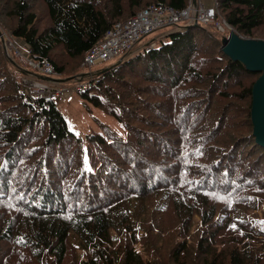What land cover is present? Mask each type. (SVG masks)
<instances>
[{
	"label": "trees",
	"instance_id": "obj_1",
	"mask_svg": "<svg viewBox=\"0 0 264 264\" xmlns=\"http://www.w3.org/2000/svg\"><path fill=\"white\" fill-rule=\"evenodd\" d=\"M187 3L14 0L9 29L63 74L117 21ZM216 8L240 36L264 40V0ZM223 36L180 25L85 73L84 106L125 131L93 116L85 136L56 102L25 92L29 69L9 66L0 39V264H162L165 253L168 263L196 253L203 264H264V147L251 116L260 73L232 60Z\"/></svg>",
	"mask_w": 264,
	"mask_h": 264
},
{
	"label": "built area",
	"instance_id": "obj_2",
	"mask_svg": "<svg viewBox=\"0 0 264 264\" xmlns=\"http://www.w3.org/2000/svg\"><path fill=\"white\" fill-rule=\"evenodd\" d=\"M217 15L216 0H188L187 6L183 8L150 4L132 17L117 21L109 28L102 39L86 52L81 65L90 68L114 57L121 59L134 50L145 36L164 27L175 26L176 29L180 25L199 23L207 27L214 26L223 35L228 30H234L226 19H219ZM180 22L182 23L179 24ZM154 45V42L150 41L145 47L150 49ZM17 55L20 57V63L30 72L42 73L48 77L58 75V71L48 60H36L29 52L17 53ZM21 85L25 90L29 88L34 96H40L47 102L53 101L58 104L65 94L63 88L53 87L49 82L29 78L26 75L22 78ZM84 86L85 84L82 83L79 90Z\"/></svg>",
	"mask_w": 264,
	"mask_h": 264
},
{
	"label": "rangeland",
	"instance_id": "obj_3",
	"mask_svg": "<svg viewBox=\"0 0 264 264\" xmlns=\"http://www.w3.org/2000/svg\"><path fill=\"white\" fill-rule=\"evenodd\" d=\"M14 4V0H0V39L3 40L5 53L7 57L12 61V64L9 63V66L11 65L12 68L18 69V71L21 68H26L24 65L20 63V57L17 55V53H28L27 47L22 40H18V38H14L10 29L9 24L11 22V18L8 16V12L12 8ZM180 22L179 24H181ZM210 27V26H209ZM173 29H175V26H169L164 27L159 30H156L147 36H145L136 46V48L128 54L131 55L135 53L137 50L143 49L147 43L150 41L159 43L162 39V36L171 32ZM230 31L228 30L224 35H229ZM120 57H114L109 61L94 65L90 68H83L81 63L77 61H72L70 59L67 60L66 65V71L63 74H59L56 76H53L55 78L54 80H47L46 78L48 76L42 74V73H36V72H28L26 74V77L39 79L45 82H49L53 84V87L57 88H63L65 89V94H63L62 98L58 101L60 110L64 113V115L67 117L71 127L74 129L76 133H78L81 136H85L86 133H89L93 128H97V122L93 118L95 116L96 119L101 120L102 122H105L109 124L114 130L118 132H125L123 125L119 123L113 116L108 115L107 113L93 110L92 113H90L88 107H85L82 98L78 93L79 87L82 86V83L85 82V73L95 72L99 69H102L106 66H109L117 61H119ZM25 76V74L20 75L19 79L20 82L22 78ZM52 77V76H51ZM69 80H65L68 79ZM60 79H64V81H59ZM85 84V83H83ZM24 89V88H23ZM25 90V89H24ZM26 93H30V89L25 90ZM263 203L260 204V206L257 208L256 212L261 213L264 211ZM198 218V217H197ZM196 218V219H197ZM167 224H171L174 222L173 218L167 217ZM138 249H143V246L141 243H138L136 245ZM196 249V247H193ZM144 250V249H143ZM145 252V251H144ZM146 253V252H145ZM196 253H193L190 257L185 259L184 264H203L201 259H194ZM147 257L150 259V255L146 254ZM166 253L162 255L161 261L162 264H178L177 262H167L166 259Z\"/></svg>",
	"mask_w": 264,
	"mask_h": 264
},
{
	"label": "water",
	"instance_id": "obj_4",
	"mask_svg": "<svg viewBox=\"0 0 264 264\" xmlns=\"http://www.w3.org/2000/svg\"><path fill=\"white\" fill-rule=\"evenodd\" d=\"M190 25H186V27ZM193 25L200 26L199 23H194ZM222 49L232 60L240 61L248 70L260 73V77L252 88L251 116L256 142L264 147V40L260 38H245L240 36L235 30H231L229 35H225L222 38ZM46 79L54 80L55 78L47 77ZM61 80L64 81V79L59 81Z\"/></svg>",
	"mask_w": 264,
	"mask_h": 264
},
{
	"label": "crops",
	"instance_id": "obj_5",
	"mask_svg": "<svg viewBox=\"0 0 264 264\" xmlns=\"http://www.w3.org/2000/svg\"><path fill=\"white\" fill-rule=\"evenodd\" d=\"M18 40H21V39H18ZM23 41V40H22ZM25 43V42H24ZM25 45H26V43H25ZM26 47H27V49H28V46L26 45ZM67 118V117H66Z\"/></svg>",
	"mask_w": 264,
	"mask_h": 264
},
{
	"label": "clouds",
	"instance_id": "obj_6",
	"mask_svg": "<svg viewBox=\"0 0 264 264\" xmlns=\"http://www.w3.org/2000/svg\"><path fill=\"white\" fill-rule=\"evenodd\" d=\"M28 50V49H27ZM30 54V53H29ZM30 72V71H29ZM59 106V105H58ZM68 120V119H67Z\"/></svg>",
	"mask_w": 264,
	"mask_h": 264
},
{
	"label": "snow or ice",
	"instance_id": "obj_7",
	"mask_svg": "<svg viewBox=\"0 0 264 264\" xmlns=\"http://www.w3.org/2000/svg\"><path fill=\"white\" fill-rule=\"evenodd\" d=\"M262 223H264V222H262Z\"/></svg>",
	"mask_w": 264,
	"mask_h": 264
}]
</instances>
